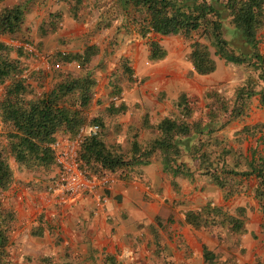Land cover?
<instances>
[{
    "label": "crops",
    "instance_id": "obj_1",
    "mask_svg": "<svg viewBox=\"0 0 264 264\" xmlns=\"http://www.w3.org/2000/svg\"><path fill=\"white\" fill-rule=\"evenodd\" d=\"M19 1L4 0L0 7L4 3V7H22L25 10L22 27L27 15V19L34 16L37 30L44 35L43 45L51 51L60 45L55 67L65 71L72 67L77 72L65 73L59 82L85 73L78 74L76 69L81 67L77 62L65 63L58 55L83 54L87 48H95L89 64L92 59V63H101L85 116L91 126L100 124L102 135H99V140L106 151L129 161L131 156H135L133 144L141 151L145 150L160 137L159 124L169 119L189 127V150L196 146L201 152L210 153L228 147L237 152L243 161L262 157L258 152L264 147V130L258 134L253 132L256 125L264 124L261 94L248 100L244 116L229 120L226 113L216 116L212 111L215 100L228 102L229 105L232 103L235 90L247 78L248 70L244 66L240 67L246 73L238 79L232 73L238 65L216 59L215 71L209 75L222 71L225 82H212L209 75L196 74L187 58L189 47H185L176 38L177 35L163 36L149 32L142 36L137 27L129 22L135 8L122 0L119 3L104 0L108 7L99 11L101 14L93 8L99 0ZM96 8H99L98 4ZM123 9L127 13L125 16H114ZM107 11L114 12L111 18ZM97 32L109 35L107 52L86 39ZM120 38L123 39L122 44L118 42ZM64 47L66 50H63ZM72 47L75 49H70ZM153 50L154 58L151 57ZM117 74L124 76L126 81L114 82ZM54 83L51 82L52 85L47 88L36 87L41 92L36 95L49 91ZM120 92L122 97L114 101L119 106H109L111 96ZM185 103L187 109H183ZM208 128L214 132L209 133ZM200 130L202 133L198 134ZM252 135L255 136L254 143ZM57 139L68 140V137L59 133ZM235 142H241L242 152L240 145H234ZM188 151L176 161V165L186 166L187 174H173L171 168L165 166V154L156 150L140 162L135 161L113 171L110 186L98 188L95 193L82 191L63 206L46 205L40 201L46 195L43 189L35 190V195L29 197L13 184V192H17L16 195L26 194L27 200L21 205L15 204L14 197L6 201L9 199V188L1 192L0 223L6 229L7 237L5 262L216 264L219 259L224 260L227 247H236L243 252L237 264H264V242L251 238L244 240V235H237L240 242L234 243L225 238L228 230L223 226L196 228L186 221L188 213L200 211L207 204L228 214L235 213L239 208H244L246 212L248 207L253 208V214L261 219L249 222V232L260 233L264 229V214L255 197V177L233 179L232 184L240 190L229 194L210 175L197 170V161ZM261 152L263 155L264 151ZM13 161L16 164L14 158ZM88 168L92 174L103 171L97 166L88 165ZM37 183V179L32 182V189L45 182ZM39 203L47 207L44 212L39 211Z\"/></svg>",
    "mask_w": 264,
    "mask_h": 264
},
{
    "label": "trees",
    "instance_id": "obj_2",
    "mask_svg": "<svg viewBox=\"0 0 264 264\" xmlns=\"http://www.w3.org/2000/svg\"><path fill=\"white\" fill-rule=\"evenodd\" d=\"M3 1L0 0V3ZM116 1L119 3L121 0ZM122 1L135 8L129 22L137 27L142 36L154 32L163 36L177 35L189 42L187 58L196 74L206 76L213 73L216 59L242 65L248 70L246 81L235 90L230 105L216 100L213 108L211 105L216 116L222 112L227 114L229 120L244 116L248 100L256 94H261V103L264 104V53L260 51L258 38L264 27V0ZM24 11L19 5L0 7V84L11 80L0 101L2 137L6 141L0 151V192L8 188L13 179L7 154L14 158L19 167L28 171L51 169L56 167L51 145L56 142L57 134L62 133L72 139L80 128L92 125L85 116L90 92L95 85L90 73L63 79L40 95H36L22 77L24 68L18 59L24 53L18 49V59L11 58L14 50L3 41V37H14L20 33ZM107 13L110 18L114 14L113 11ZM230 31L232 33L229 34ZM94 54L95 48L89 47L83 54L57 57L65 63L77 62L83 69ZM151 57L154 58V50ZM183 109H187V103ZM158 129L160 137L145 150L141 151L133 144L135 156H131L129 161L106 151L99 135L85 137L80 146V159L87 167L97 166V169L113 172L129 163L140 162V159L144 160L159 150L165 154V166L171 168L173 174H187L186 166L176 165V161L190 148L189 127L185 123L165 119ZM211 131L214 132L208 128V132ZM201 133L202 130L198 132ZM187 153L197 161V170L210 175L229 194L240 190L232 184L233 179L254 176L257 181L255 197L264 214V158L252 157L250 161H243L228 147L206 153L195 146ZM245 219L244 208L228 214L209 204L186 216L187 223L193 227L213 229L223 226L234 235L245 234ZM6 243V229L0 223V264H7Z\"/></svg>",
    "mask_w": 264,
    "mask_h": 264
},
{
    "label": "rangeland",
    "instance_id": "obj_3",
    "mask_svg": "<svg viewBox=\"0 0 264 264\" xmlns=\"http://www.w3.org/2000/svg\"><path fill=\"white\" fill-rule=\"evenodd\" d=\"M19 2H21V0ZM97 4L99 6L98 9L96 8ZM4 6H6L5 3H4ZM101 6H102V8H101ZM103 6H104V8H103ZM107 7H108V5H107L106 1L99 0L98 3H96L93 8H95V10H96L95 12H99L101 10L106 9ZM31 10H32V7L30 8L29 11H31ZM117 10H119V9H117ZM125 11L126 10H124V9L121 11H118V12H116V14H114V16L115 17L116 16L117 17L125 16L127 14ZM84 12L86 13V11H84ZM89 13H91V12H89ZM99 14H101V12H99ZM27 17H28V15L26 16L25 25L22 27L20 33L15 35L14 37H3V41L6 42L8 45H10L12 47V49L14 50L11 54V58L18 59V55H17L18 49H21L22 52L24 53V54H22V57H20L18 59V60H20L22 67L24 68V72H23L22 77L24 78L25 82H27L29 84V86H32V87L34 86V88H31V89L34 91V93L37 94V93H41V92H39L36 87H43V86H45L46 88L50 87L52 85L51 82H53V83L55 82L54 84L58 83L61 80V78L65 75V73H72L73 74V73H77V72H74L72 70V67H69V70H66V71L60 67H57V68L55 67V64L58 63L55 60V56L58 52H60V45L58 46V48L55 51H51V50L47 49L45 47V45H43L44 40H42V38L44 35H43V33H40L37 30L38 24L34 21L35 20L34 16L31 15L30 18H28V19H27ZM85 17H87V15H85ZM91 18H92V16L90 17V19ZM230 33H232V31H230L229 34ZM95 34L90 35L86 39L89 41V43L91 42L92 44H97V46L100 50L103 49L104 52H107V50H108L107 49V39L109 38V35H105L104 32H97ZM176 38L181 40L185 47H189V42L184 41L179 36H177ZM258 38L260 39V42H259L260 51H261V53H264V27L259 32ZM122 40L123 39H121V38H120V40H118L119 44H122V42H121ZM25 43L31 44L35 48V53L33 55H30L28 53L26 54L24 52V50L22 49L21 46ZM70 49H75V47H72ZM70 49H68L69 52H71ZM63 50H66V48L64 47ZM92 61H93V59L91 60V63L88 66H86V68L76 69L78 71V74L90 73L93 78L97 79V71L99 70L98 68H100L101 62H99V64H95V63H92ZM226 64L227 63H225V65ZM230 67H231V65H230ZM235 69H236L235 72H232V73L234 75L238 76V79L242 78V75L244 73H246L245 71H243L242 67H240V66H235ZM223 76H224L223 72L219 71V70H217L216 73L209 75V77L211 78L210 81H212V82H225L226 78H224ZM232 77H233V75H232ZM125 81H126V78L124 76L123 77L119 76V74H117L116 78L114 79V82H125ZM10 82H11V80H6L2 84H0V101L3 99L5 89L10 84ZM221 85H224V84H221ZM121 93L122 92H120L119 94H116V95L114 93L113 96H111V100L108 101L109 106L112 105L114 108H117L119 106V103L113 102L112 100H113V98H119V100H120V98L122 97ZM107 105L108 104H106V106ZM256 126L254 127L253 132H256V134L262 133L264 130V124H263V126H261V125H256ZM2 134H3L2 126L0 123V151L5 147V144H6V141L3 139ZM99 135L100 136L102 135L101 128H100ZM254 137H255L254 135L251 136V141L253 143L255 142ZM60 140L63 143L66 142V140H64V139H60ZM241 141H242V139H241ZM263 144H264V140L262 141V145ZM234 145L236 147L240 145L239 149L242 152L243 148H242L241 142H235ZM236 149H238V148H236ZM261 150L264 151V147L259 150L258 155L264 157V154L263 155L261 154L262 153ZM3 151H5V149ZM247 152H249V151L247 150ZM5 154H6V152H5ZM7 161H8V164L10 166V169L12 171L13 179H12L10 186L8 187L10 189V192H9V199L6 201H9V200L13 199V197H14V199L16 200L15 204L20 203V205H21V202L25 203L27 200L26 194L29 197L34 196L35 193H33V192L35 190L43 189V191H44L43 193H45L46 195L44 194L45 196H42V199L40 201H42L46 205L56 204V205L63 206L69 202L68 201L67 203H60L59 201H57L54 198L53 194H50V192H49V188L52 185L53 181L55 180V178L57 176V172H58V170L55 167H52L51 169H48V170L28 171L24 168L19 167L17 165V163L15 164L13 161V157L8 155V154H7ZM87 169L89 170L88 167H87ZM36 179L39 180V183H37L39 185L42 182H45V183L39 187L35 186V188L32 189V187H33L32 182L35 181ZM13 184H16V187L19 186L22 190H24V192H26V194L25 195L24 194L16 195L17 192H15V191L13 192V188H14ZM8 188H6L5 191H7ZM2 194L3 193L0 192V196ZM0 199H1V197H0ZM37 201L39 202L38 199H37ZM38 205H40L39 211L41 210V212H44L47 208V207H42V204H40V203ZM246 210H247L246 211V232H245V234H243L244 240L245 239L249 240V238H251L250 240H258L261 243L264 242V229L260 233H255L253 231L249 232V229L247 226V225H249L250 221H253V220L261 221V219L259 218V216L253 214V208L247 207ZM240 236L230 234V233H226L225 238L229 239V241L233 240L234 243L237 241L239 244ZM242 253L243 252L241 250L239 252V250H237L236 247H227V250H225V255L228 257H226L224 255V253H222V255H224L223 256L224 260H222V261H224L226 264H237V259H239V257L242 256ZM218 259H219V256H218ZM222 261H220V259H219L216 262V264H218V263L224 264V262H222Z\"/></svg>",
    "mask_w": 264,
    "mask_h": 264
},
{
    "label": "built area",
    "instance_id": "obj_4",
    "mask_svg": "<svg viewBox=\"0 0 264 264\" xmlns=\"http://www.w3.org/2000/svg\"><path fill=\"white\" fill-rule=\"evenodd\" d=\"M22 49L30 55L35 53V48L28 43L23 44ZM118 98H113V102ZM99 125L82 127L72 139L63 143L57 139L51 145L55 152L57 176L49 188L50 194L60 203L74 200L82 191L95 193L98 188L110 186L113 182L112 172L92 174L80 159V146L87 136H98Z\"/></svg>",
    "mask_w": 264,
    "mask_h": 264
}]
</instances>
